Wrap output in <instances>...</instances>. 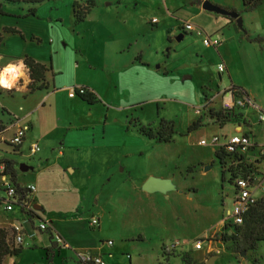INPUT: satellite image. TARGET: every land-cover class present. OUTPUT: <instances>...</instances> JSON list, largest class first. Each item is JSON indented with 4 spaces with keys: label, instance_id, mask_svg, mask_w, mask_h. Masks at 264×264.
I'll list each match as a JSON object with an SVG mask.
<instances>
[{
    "label": "rangeland",
    "instance_id": "obj_1",
    "mask_svg": "<svg viewBox=\"0 0 264 264\" xmlns=\"http://www.w3.org/2000/svg\"><path fill=\"white\" fill-rule=\"evenodd\" d=\"M94 1L86 19L79 22L74 17V0H46L38 6L37 15L29 18L17 16L26 5L10 3L5 9L14 15L0 17V53L27 50L24 56H32L44 53V44L59 42L57 58L64 59V67L60 73L56 70L58 86H69L66 91H86L89 86L101 100L89 104L75 95L68 100L62 90L47 101L48 90L29 93L23 88L27 85L24 73L10 88L0 84V92L8 94L1 98L6 109L31 112L35 124L28 134L31 142H25L18 160L14 158L17 170L22 163L29 166L27 171H18L20 182L40 186L44 181L48 187L45 201L58 208L64 204L68 212L58 215L78 219L58 223L68 243L70 236L98 245L112 240L127 249L116 256L121 264H209L211 258L213 264H264V241L256 249L245 250L241 239H225L224 226L233 222L228 211L233 208L235 188L228 177L223 179L215 154L221 144H200L202 138L221 136L232 125L209 122L186 133L188 125L200 118L204 94L212 99L219 89L245 90L264 112V3L240 14L239 26L226 15L204 9V0ZM219 1L238 8L243 4L242 0ZM79 2L89 5L91 0ZM154 17L158 23L152 22ZM187 22L197 29L183 31ZM16 24L25 37L6 34L4 27ZM198 30L224 43L206 46ZM180 34L184 37L178 39ZM139 53L148 68L137 71L132 65ZM220 64L224 71L219 70ZM46 65L50 66L49 60ZM7 66L0 63V76ZM52 73L46 72L50 83ZM220 104L215 100L216 107ZM243 112L251 123L246 130L263 143L259 110L247 106ZM202 113L205 117V110ZM67 117L75 122L70 131L62 125ZM4 118L6 124L13 120L8 114ZM28 119L24 122L30 125ZM162 119L175 124L171 142H157L140 133V124L158 128ZM63 135L78 150H71L55 165L60 169L53 167L38 176ZM9 136L4 135L10 144ZM35 140L40 150L29 158L28 145ZM3 141L0 160L12 157L11 147ZM69 164L75 171L63 173ZM148 175L169 179L170 188L146 191L142 184ZM7 197L0 184V198ZM6 212L1 203L0 216ZM93 217H100V227H91ZM229 228L234 233V227ZM199 239L200 250L195 248ZM34 248L5 264H41L46 255ZM71 258L77 256L65 254L56 264Z\"/></svg>",
    "mask_w": 264,
    "mask_h": 264
},
{
    "label": "crops",
    "instance_id": "obj_2",
    "mask_svg": "<svg viewBox=\"0 0 264 264\" xmlns=\"http://www.w3.org/2000/svg\"><path fill=\"white\" fill-rule=\"evenodd\" d=\"M202 2H204V1H202ZM213 2L215 4L223 7V8L228 9V10L235 9L239 14H242L244 11H248V9H246V7L244 6L243 0H242L243 4H241V6L239 8L234 6V5H230V3H228V1H224L222 3V1L215 0ZM3 5L7 8L10 5V3H5ZM3 16H6V15L0 14V17H3ZM27 18H29V17H27ZM154 18H156V17H154ZM235 21L236 20L234 19L232 21V23H234ZM155 23H158V21ZM10 26L20 29L17 24L16 25H10ZM2 29H3V26H2ZM6 34H11V33H6ZM223 43H224V41L222 40V43L220 45H222ZM60 48H61V44H59V42H50L47 45H45V44L43 45L42 49L44 50V53L32 54V56L35 57L36 60H38L42 63H45V64H46V62H48V60L52 61L53 73H54V71L56 72V70H58V72L60 73V72H62L61 70L64 67L63 66L64 59L59 58V57L57 58V56H59L58 54L61 50ZM75 50L77 51L76 46H75ZM25 53H27V50H24L22 52L16 51L15 53L14 52L0 53V63H2L4 65L5 64L6 65H14L16 67H19L20 70L22 71V73H24V77H26L27 85H28V83L30 82L29 71H28V68L24 65L23 59H22L24 57ZM139 55H140V53H139ZM136 61L139 63L137 64V62H133L136 65H132V67L136 68L137 71L139 69L148 68L147 65L143 64L145 62L144 59H142V58H141V60L136 59ZM56 65H58L57 68H56ZM58 72L54 73L53 78L51 80V87L50 88L37 90L35 92L42 91V90H48L45 98H47V101L48 100L52 101L55 99V98H53L54 95H59L62 93V90H64L65 91L64 93L66 95V97H65L66 99H68V100L75 99L76 97L72 98L69 95L71 90L66 91L69 86H64V85L58 86L57 80H56V76L58 75ZM53 82H54V84H53ZM27 85L23 86V88L27 89ZM53 85H54V87H53ZM87 87L91 90V92H93L95 94V91L93 88H91L89 86H87ZM218 89L219 88H217V90ZM224 89H226V88H224ZM224 89H222V90L219 89L216 93V96H214L215 100H219L220 103L222 101L221 94L223 93L222 91ZM27 91H28V89H27ZM49 91H51V93ZM6 95H8V94L7 93H1L0 94V105L2 107L3 106L5 107V105L2 103L1 98L6 96ZM100 102H101V100H100ZM45 103L46 102H44L43 105H45ZM6 114H8V116H11L13 119L12 121H10L9 124H6V121L4 118V116ZM30 115H31V112L21 114L20 112H17L14 110H13V112L8 110L4 113H0L1 119L3 121H5V124H6L5 131L3 133H0V139L4 140L3 142L9 147H11V146L9 145V143H6L5 140H7V139H6V137H4V135L6 133H10V136H9V138H10L14 134L16 127L18 125L29 126V129H28L26 136L24 138V140H25L24 143L22 142L18 152L14 153L12 151V153H11L12 154L11 158H13V160H14V158L16 160H18V157L22 156L21 153H23L25 142L26 141L31 142V141H29L28 134L30 131L33 132L35 130V124L33 123L32 119H30ZM27 118H29L28 121L31 123L30 125L28 122H24L25 120H27ZM7 119H10V118H7ZM63 121L64 122L62 123V125H64V127L67 130L70 131L74 127L75 122L72 121L69 117L63 119ZM57 126H60V125H57ZM237 129L239 130V128H236V129L232 128L228 132L238 131ZM66 134H68V133H66ZM39 137H41V136H39ZM69 142H70L69 137L67 138L66 135L65 136L63 135L60 146L56 147L53 150V152L51 154H49V156L47 157V159L43 163V164H47V165H45V167L40 168L38 170V176L41 177L43 173H45L46 171H49L51 168L55 167V165L60 164L59 162H62L63 160H65L66 156L69 154V152L71 150H74V149L78 150L79 147L71 145V144H69ZM33 143L39 144V140H35L28 145V150L30 152L29 158H31L33 155L37 154V152L35 154H32L30 151V147ZM10 149L12 150V148H10ZM55 153H57V156H55ZM11 158H9V159H11ZM39 160L42 162V158H39ZM66 163H67V161H66ZM21 165L24 167V169L25 168L26 169L25 170L21 169L20 168ZM60 167L61 166H58V168L57 167H55V168L60 169ZM28 168H29L28 165L22 163L19 165L18 171L24 172V171H27ZM68 170L71 172H74L75 168L71 167V165L69 164L68 168L63 169L62 171H63V173H66ZM18 171H17V176H16L17 182L23 186H27V184H22L20 182V177L18 175ZM149 177H150V175H148L146 177V179L143 180L144 182L142 181L143 182L142 185L145 184V182L147 181V179ZM156 178H163V177H156ZM28 185H35V184H28ZM35 187H36L35 191L28 193V195H29L28 206L32 207L35 211V215L36 216L38 215L39 217H36V216L32 217L31 222L27 225V228H26V229H28V231H34L35 235L33 237L26 235L25 240H24V244L22 245L23 246L22 251L16 255L5 256L2 264H5L8 259H12V258L16 259L17 257L21 256L25 251H30L31 247L32 248L35 247L34 249L41 250L42 253H45L46 258L41 257V260H42L41 264H56L57 261L64 259L65 254L66 255H69V254L75 255V256H77V258H71V260H68V261L65 260L63 263L61 262L62 264H86L83 257L86 255H96V254H101L104 257V259L108 262V264H121L118 261L116 256H117V254H122L127 249H125V247L123 245H120V246L114 245V241H113V244H109L108 243L109 240H107V241L103 240L101 245L96 244L94 241H87L86 242L87 244H86V243H82L81 241L74 240L70 236L71 241H69V243H68L65 240V238L63 237V235L61 234V236L65 240L66 244L65 245L58 244L56 242L55 238L52 236V233H54V232H57L59 234L61 233L59 230L58 223L63 222L64 220L69 221V222H77L78 219H76L75 217L65 218L64 217L65 215H58L61 212H64L65 210H66L65 212H68L67 209L65 208L64 204H63L62 208H58V206L57 207L56 206L55 207L50 206L45 201L44 197L46 196V193L48 192V190H47L48 187L44 183V181L41 182L40 186L35 185ZM73 189H75V188L73 187ZM23 217H28V214L25 213V211H23L22 208H20L19 210H16L14 208L13 210L9 211V213L6 212L5 214H2V217L0 216V228L7 229L9 231V233L12 235L13 234V227ZM35 220H38L39 222H40V220H48L51 224V227H52L51 230L48 232L36 231L35 227H36V225H38L39 222L37 223V221H35ZM89 223H90V221H89ZM100 226H101V219H100ZM13 236L14 235H12V238H13ZM125 254L129 255V258L132 259V255L130 253H125ZM43 261H45V262H43Z\"/></svg>",
    "mask_w": 264,
    "mask_h": 264
},
{
    "label": "built area",
    "instance_id": "obj_3",
    "mask_svg": "<svg viewBox=\"0 0 264 264\" xmlns=\"http://www.w3.org/2000/svg\"><path fill=\"white\" fill-rule=\"evenodd\" d=\"M157 18H153L152 22H157ZM183 31L185 32H192L196 30V26H194L192 23L187 22L183 27ZM198 34L200 36L204 35V32L202 30H198ZM203 43L206 46H214L217 47L222 43V40L220 37L212 38V36L204 35ZM225 67L223 64L219 65V70L224 71ZM85 90L83 88H80V92H84ZM221 94V107L222 110L225 112H235V113H241L242 114V120L241 118L238 119V122H232L228 123L232 125V128L236 129L239 128L238 131L235 132H226L222 134L221 136L218 134H215L208 138H202L200 140L201 145H207V144H221L222 148L226 153L231 154L233 156H240V155H246L251 154L250 149L252 147H255L258 150H255V153L251 155L253 159L251 160H258L259 161V167L257 169L250 170L247 175L245 174H236V176H231L229 171L226 173L225 177H228V181L231 182L230 184L233 185L235 188V198L233 202V208L229 210L228 217L233 218L234 224H242L244 221V214L248 210V208L252 205H254L257 200L264 195V142L260 143L259 141L254 139V135L250 131L246 130V127H251V123L248 122L246 115L243 112V108L247 106H253L256 110H259L260 112V121H264V112L262 111L261 107L256 103L254 98L247 93L245 90L241 88L234 87H227L222 91ZM69 95L73 97V95H77L75 91H70ZM216 96V95H215ZM211 100H215L214 97H212ZM207 102L208 108L212 107L210 105L211 102ZM215 106V105H214ZM206 108L204 106L199 108V111L202 112ZM200 115V116H201ZM29 129V126L27 125H18L16 127V130L14 134L11 137V143L14 146H21L22 142L24 141V138L26 136V133ZM40 150V146L38 143H33L30 147V151L32 154H35ZM237 162L228 163L229 165H234ZM227 165V167H229ZM237 165V164H236ZM227 170V168H226ZM226 179V178H225ZM0 184L4 187L7 193V198H0L1 203H4V208L7 211H11L15 208L16 205H18L20 208H22L25 213L28 214V217H23L14 227H13V242L15 245H23L25 236L29 235L30 237H33L35 235L34 231H28L27 225L31 222L32 217L35 215V211L32 207L28 206L27 195L29 192L35 191L36 187L35 185H18V182H15L12 178V175L10 173V170L8 168V165L6 162H0ZM33 211L34 213L32 214ZM31 212V213H29ZM91 227H100V218L99 217H93L90 220ZM51 224L48 220H40L38 225H36L35 230L36 231H43L48 232L51 230ZM52 236L55 238L56 242L61 245H65L66 242L62 238V236L54 232L52 233ZM109 244H113L112 240L108 241ZM195 248L196 249H202V240H198L195 242ZM86 264H108V262L104 259V257L101 254L96 255H86L83 257Z\"/></svg>",
    "mask_w": 264,
    "mask_h": 264
},
{
    "label": "trees",
    "instance_id": "obj_4",
    "mask_svg": "<svg viewBox=\"0 0 264 264\" xmlns=\"http://www.w3.org/2000/svg\"><path fill=\"white\" fill-rule=\"evenodd\" d=\"M46 0H0V14L2 15H14L13 13L6 10L5 6L3 4L5 3H21L26 5V9L22 10L21 14H17L19 17H29V16H36L38 11V6L43 3ZM244 6L246 9L251 10L262 3H264V0H243ZM95 6V1L91 0L89 5L81 4L79 0H74L72 7L74 12V17L77 22L84 21L87 17V15L90 13L92 7ZM233 11H236L233 9ZM231 21L234 20V18L227 16ZM5 32L9 33H18L22 37L24 36V33L16 28V27H4ZM3 39V36H0V42ZM32 39H34V36H32ZM264 38H262L263 40ZM24 65L28 68L29 71V77L30 82L27 85V89L29 93H34L37 90L41 89H48L51 87V83L46 78V72L49 70H52V61H50V66H47L45 63H42L36 58H34L31 55L26 54L23 58ZM137 60H141V56L138 55ZM147 65L145 62L143 63ZM54 84V82H53ZM54 87V85H53ZM239 88V87H236ZM55 89V88H54ZM85 89H88L84 92H80V88H74L71 91H75L77 93L76 96H79L83 101L89 103V104H95L100 102V99L91 92V90L85 86ZM10 92V91H9ZM1 94V92H0ZM11 95L13 96V89H11ZM205 104L203 105L205 109V117L200 116V118L193 120L187 127L186 133L189 134L193 132L194 130H197L200 127L206 126L207 123H216L219 124L221 127H224L228 123L232 122H238L241 118L242 120V114L241 113H235V112H225L222 110L221 105L219 107L214 106L215 100L208 99V95L205 93ZM211 102L210 105L212 107L208 108L207 102ZM8 111L4 106L2 107L0 105V113H4ZM203 118H207L208 122H204ZM238 120V121H237ZM175 124L173 121L170 120H164L162 119L160 121L159 127L154 128L150 125H143L140 124L139 131L145 136H148L151 139H155L157 142H171L173 139V135L175 133ZM6 129L5 124H3V120L0 117V133H3ZM12 148V151L18 152L19 146H14L12 143L9 144ZM256 149L255 147H252L250 149V155H240V156H233L231 154L226 153L223 149H220L218 151H215V154L217 158L219 159L221 172L223 175V179L225 180V175L229 171L230 175L236 176V174H245L247 175L250 170L257 169L259 167V161L253 159L251 155L255 153ZM0 162H6L8 165V168L10 170V173L12 175V178L15 182L16 176H17V167H16V161L9 158L1 159ZM237 162L234 165H229L228 163ZM237 164V165H236ZM229 165V167H227ZM227 168V170H226ZM230 177V182L231 178ZM18 185H21L18 183ZM27 201H29V195H27ZM1 203V199H0ZM32 214L34 213L31 211ZM29 212V213H31ZM36 216V215H34ZM36 217H39L38 215ZM234 227V233H230L232 229L229 227ZM224 237L228 240H239L243 242V248L245 250L250 249H256L258 246V242L264 241V195H262L257 202L250 206L248 210L244 214V221L242 224H234L230 223L229 225L224 226ZM14 235V234H12ZM12 235L9 233L7 229L0 228V264H2L3 259L7 255H16L19 254L22 251L23 246L22 245H15L13 242ZM200 240V239H199ZM197 242V241H196ZM200 250V249H198Z\"/></svg>",
    "mask_w": 264,
    "mask_h": 264
},
{
    "label": "water",
    "instance_id": "obj_5",
    "mask_svg": "<svg viewBox=\"0 0 264 264\" xmlns=\"http://www.w3.org/2000/svg\"><path fill=\"white\" fill-rule=\"evenodd\" d=\"M202 6L204 9H207L209 11H214V12L226 15V16H230L238 22L239 26H242V18L240 17V14L237 11L228 10L226 8H223V7L213 3L210 0H204ZM183 36H184L183 34H180L178 36V39L183 38ZM20 168L23 170L26 169V168L24 169V167L22 165L20 166ZM170 183H171V181L169 179L150 177L145 182V184L143 185V188L146 191L166 192L170 188ZM214 257H216V256H214ZM209 264H213V258H211V260L209 261Z\"/></svg>",
    "mask_w": 264,
    "mask_h": 264
},
{
    "label": "bare ground",
    "instance_id": "obj_6",
    "mask_svg": "<svg viewBox=\"0 0 264 264\" xmlns=\"http://www.w3.org/2000/svg\"><path fill=\"white\" fill-rule=\"evenodd\" d=\"M20 75L22 72L19 67L8 65L0 76V84L4 87H12Z\"/></svg>",
    "mask_w": 264,
    "mask_h": 264
}]
</instances>
